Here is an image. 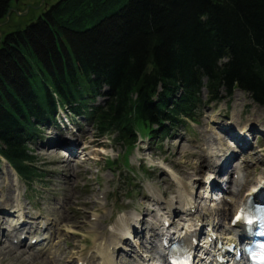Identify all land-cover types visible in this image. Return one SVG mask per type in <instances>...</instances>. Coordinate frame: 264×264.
Returning <instances> with one entry per match:
<instances>
[{"label":"trees","instance_id":"obj_1","mask_svg":"<svg viewBox=\"0 0 264 264\" xmlns=\"http://www.w3.org/2000/svg\"><path fill=\"white\" fill-rule=\"evenodd\" d=\"M5 44L0 157L32 184L44 176L27 145L37 126L59 104L87 113L105 87L89 116L128 148L194 119L203 88L209 103L239 89L264 106V0H57Z\"/></svg>","mask_w":264,"mask_h":264},{"label":"rangeland","instance_id":"obj_2","mask_svg":"<svg viewBox=\"0 0 264 264\" xmlns=\"http://www.w3.org/2000/svg\"><path fill=\"white\" fill-rule=\"evenodd\" d=\"M56 1L12 0L7 15L0 21V48L6 45L9 35L18 33L19 30H25L33 23L37 24L41 21ZM100 100L98 99V101ZM201 100L204 103L208 100L205 90L202 92ZM101 101L103 102V100ZM223 118H228L234 128L235 126L238 127V131L246 123L258 129L260 128V130L264 129V107L254 104L249 96L242 91H235L231 98L220 104H211L210 106L205 104L199 111L198 121L189 123L188 127H180L174 130L175 132L173 131L172 134L175 139L170 138L164 141L161 150L148 145V139L145 137L140 140L137 149L129 152V166L134 172L131 179H134V187H136L133 191L131 190L133 184H127L126 181H121L118 177V175H121L120 172L122 174L127 173L121 164L124 161L126 149L121 145L114 144L111 138L99 137L92 123L84 119H76V122L82 125L81 133L76 134V138L80 135V138H83L86 144L82 148L78 147L81 149L80 153L88 147L82 154L79 153L78 148L76 154L79 153V155L70 156L63 150H49L39 147V143L35 147L32 146L38 161L37 166L41 167L45 173L43 181L38 182L33 187L26 186L21 180L17 181L13 178L7 173L4 162L0 161V194L3 193L0 200H4L8 195L7 198L11 200L18 199L27 207L29 204L28 198L31 197V206H37L38 208L36 213L48 214L52 216L51 218L56 219L58 223L55 227L56 237L53 239L55 241L54 245H58L55 249L53 245L52 249L45 255L39 256L43 259L34 257V262L30 261L29 263L27 258L32 256L29 253L30 251L21 250L18 251L19 253L13 251L2 253L0 251V264H83L84 261L90 260L96 245L103 246L105 242H108L107 246L112 243L108 237V230L117 231L119 225H116L120 223V219L125 217L143 218L149 212L150 216H146V219L151 221L155 219V214L152 213L155 211V204L153 202L149 204L151 199L146 197L147 195L160 202L159 208L163 209L165 207L173 208L172 202L180 201V194L176 195L177 198H175L176 191L184 195L190 192L188 197L195 199V202L198 201L195 203L196 205L200 203L205 211H209L213 207L216 208L218 205L220 210L217 213L221 215V209L224 208V205L220 202L219 195L212 196V199L215 198L214 202H210L207 198L206 200L201 199V196L208 197L205 194L204 185L201 186V182L207 183L209 181L210 172L205 167L207 164L204 163L207 161L206 154H202L197 147L203 150L209 144H213L212 142L215 141L214 138L218 134L215 136L212 133V131H215L213 123L219 124V120H223ZM233 121L236 123H233ZM248 125L243 130L247 129L248 131ZM44 131L45 141L48 140L49 142L54 138L58 140V137L47 127ZM56 133L61 136L59 131H56ZM221 139L223 138L221 137ZM75 141L79 145L78 139L73 137L72 142L75 143ZM215 144H217L216 141ZM257 144L264 148L262 143ZM63 149L67 150L66 146ZM211 152L212 148L208 151L210 158ZM243 157L247 158L248 156ZM79 158H84V162L80 161ZM250 158L252 164L245 166L242 174L245 176V173H247L246 179L248 178L249 181L254 182L257 176L262 175L264 163L259 164L258 159L261 158L253 157L252 154ZM112 163L113 165H111ZM147 171L150 173L149 176L146 174ZM197 172L198 174H196ZM9 188L10 191H8ZM31 188L36 193H32L29 190ZM6 191L8 192L6 193ZM198 197L200 199L197 200ZM173 199L175 200L173 201ZM19 201L18 203H20ZM148 204L149 207L154 208L152 211L146 208ZM192 204V202L190 204L184 202V207L187 208V205L191 207ZM0 206L2 205L0 204ZM180 206L177 207L176 205L177 209ZM159 213L162 212L159 210ZM230 214L231 212L228 218ZM179 216L184 218V212L180 213ZM127 220L124 219L123 224ZM157 220L158 218L154 221ZM145 221L143 219L144 223ZM157 224H160V222ZM0 226L7 227L6 224L3 225L2 219H0ZM225 226H228V221L220 227L221 233H224ZM144 231L146 237L136 239L134 242L135 248L130 245L128 247L124 246L127 249L126 254L121 256L111 255L110 260L116 264H124V260L127 261L126 264H135V259H138L141 253L146 256L150 255L148 249H151L156 243L153 239L150 241V245H148L150 242L145 241L148 240L147 237L150 236L151 232L149 222ZM102 236H104L105 241L102 238L104 243L98 240ZM0 239H3L2 234H0ZM96 240L98 242H95ZM141 243L148 246V249L144 246L142 248ZM112 244L116 245L115 243ZM7 246H9L8 243ZM151 256L154 257L155 261L158 260L156 258L157 254L152 253ZM95 262L93 264H102L99 259H96Z\"/></svg>","mask_w":264,"mask_h":264},{"label":"bare ground","instance_id":"obj_3","mask_svg":"<svg viewBox=\"0 0 264 264\" xmlns=\"http://www.w3.org/2000/svg\"><path fill=\"white\" fill-rule=\"evenodd\" d=\"M233 123H236V122H234L233 121ZM243 132H246L247 131V129H245V130H242ZM248 132V131H247ZM212 136H213V134H212ZM73 140V139H72ZM219 140V142L221 141V139H218ZM56 142H57V138H54L52 141H51V144L52 145H50V147H51V149L52 150H55V149H59V150H63V151H65L66 153H70L72 150H69V149H67V150H65V149H63L64 148V145L66 146L67 144L65 143V142H62V144L63 145H58V146H56V147H54V145H53V143L54 144H56ZM223 143H225V141H222ZM75 143H76V141H75ZM78 147H81V146H79V145H76V148H78ZM67 148V147H66ZM212 148V147H211ZM79 149V148H78ZM220 149H218V148H216V149H214V148H212V152L210 153L211 154V157H216V155L218 154V155H220V152H222V150H220ZM209 151V150H208ZM203 153H205L204 151H203ZM207 153V152H206ZM208 154V153H207ZM205 164H208L206 161L204 162ZM5 164V167L7 168V173L8 174H10L13 178H16L17 177V174L14 172V170L5 162L4 163ZM214 165V164H213ZM205 167L209 170V168L207 167V165H205ZM196 174H198V172L196 173ZM264 184V179H262V181H260V185H263ZM13 189V188H12ZM254 190L255 189H253L252 191H251V193H250V195H253L254 193ZM8 191H10V188H9V190ZM8 191H6V193L8 192ZM16 192H17V189H16ZM230 193H234V192H230ZM3 194V193H2ZM2 194H0V196L2 195ZM8 196V195H7ZM7 196L5 197V199L2 201V200H0V204L2 205V206H0V208H5V209H8V208H12V209H14V210H16V211H18V210H20V209H22V211H21V218L20 219H17V222L18 223H21L20 224V226H21V228H24V229H26L24 226L27 224V216H30V215H28V213L25 211V209H24V205L18 200V199H15V200H11V199H9V198H7ZM182 197V198H181ZM226 197H228L229 198V196H226ZM183 198H185V196H183V195H181L180 194V199H183ZM10 201H9V200ZM220 199V198H219ZM16 200H18L20 203H18V201H16ZM184 202H186V204H187V198H185V200H183V203H181V204H184ZM190 202H192L193 203V201L191 200ZM180 203V202H179ZM14 204H15V206H14ZM22 204V205H21ZM188 204H190V203H188ZM194 204V203H193ZM7 206H9V207H7ZM192 206V205H191ZM23 207V208H22ZM177 210H182V205L180 206V208L179 209H177ZM189 211V212H191V207H189L188 205H187V208L184 210V212L185 211ZM215 210V209H214ZM224 210H226V212H228L229 210H230V208L229 207H226V206H224ZM152 211V210H151ZM149 214H150V212H149ZM166 215H168V219H166V221H168L169 223H171L170 222V220H169V218L172 216V214L171 213H169V212H167V213H165ZM163 217V216H162ZM16 218V217H15ZM56 218V217H55ZM167 218V217H166ZM1 219V218H0ZM39 219H41V218H36L35 220V223H38L39 221ZM58 219V218H57ZM144 220H145V218H143ZM225 220V219H224ZM59 221V220H58ZM128 221V220H127ZM141 221H143V220H141ZM26 222V223H25ZM5 223V222H4ZM142 223H144V222H142ZM57 224L58 223H56L55 224V227H57ZM127 226H129V225H127ZM62 228V227H61ZM127 229H129V227L127 228ZM24 231V230H23ZM1 232H3V229H2V227L0 226V233ZM13 232H16L17 234L18 233H20L21 231H13ZM53 233H54V235L56 236V232H55V230L53 231ZM111 233V232H110ZM58 235V234H57ZM121 236V235H120ZM117 239H118V236H115ZM20 238V237H19ZM102 238H103V236L102 237H99L98 238V240H99V242L101 241V242H103L102 241ZM98 240H96L95 242H98ZM121 240H122V242H124V241H126L125 239H123V237H121ZM7 243H8V245L9 246H7ZM97 244V243H96ZM100 244H102V243H100ZM99 244V245H100ZM57 245L58 244H55V248L57 247ZM12 246V247H11ZM0 251L3 253V252H7V251H9V252H11V251H13L14 253L15 252H17V253H19L18 251H31V250H29V249H26V248H24V247H21V246H15V245H13V244H10L6 239L5 240H2V241H0ZM136 250V249H135ZM96 252V253H95ZM95 252L93 253V256L90 258V260L88 261H86V262H84L83 264H93V263H96L95 262V260L96 259H99L101 262H102V264H113L114 262L112 261V260H110V254H111V252H110V248L108 249V247L107 246H98V245H96L95 246ZM116 252H118V251H116ZM135 252V251H134ZM1 254V253H0ZM22 255L24 254L23 252L21 253ZM118 255L119 256H121L122 255V253H119L118 252ZM34 257H38L37 255H35L34 253L32 254V256H28V258H27V261L30 263V261H33L34 262V260H35V258ZM21 258V257H20ZM40 258V257H39ZM22 259V258H21ZM40 259H43V258H40ZM92 261H94V262H92ZM127 262V261H126ZM126 262H125V260H124V264H126ZM114 264H116V263H114Z\"/></svg>","mask_w":264,"mask_h":264},{"label":"water","instance_id":"obj_4","mask_svg":"<svg viewBox=\"0 0 264 264\" xmlns=\"http://www.w3.org/2000/svg\"><path fill=\"white\" fill-rule=\"evenodd\" d=\"M35 24H32L31 26H34Z\"/></svg>","mask_w":264,"mask_h":264}]
</instances>
